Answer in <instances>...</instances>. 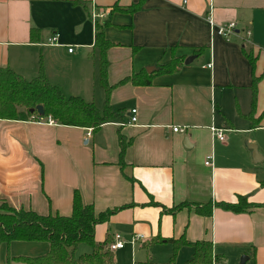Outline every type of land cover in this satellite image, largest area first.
<instances>
[{
	"label": "crops",
	"instance_id": "obj_1",
	"mask_svg": "<svg viewBox=\"0 0 264 264\" xmlns=\"http://www.w3.org/2000/svg\"><path fill=\"white\" fill-rule=\"evenodd\" d=\"M230 22L236 33L219 35ZM98 24L114 43L107 78L119 117L90 136L89 128L35 117L0 119V206L68 216L79 190L97 214L113 212L95 237L109 243L122 234L116 264L127 246L146 251L144 264H155L152 250L170 260L174 245L160 237L211 241L221 264H241L244 255L246 264H264V205H219L239 196L264 204V0H0V67L26 79L42 71L63 93L95 104L96 90L103 92L102 110ZM55 34L62 45L47 44ZM176 58L177 70L159 72ZM137 73L151 84H118ZM133 109L138 121L129 124ZM212 125L226 129L224 140ZM120 134L129 141L123 155ZM209 208L211 214L200 211ZM137 234L145 238L132 243ZM49 250L47 241L2 243L0 264H27L20 257ZM192 253L182 246L175 264H188Z\"/></svg>",
	"mask_w": 264,
	"mask_h": 264
},
{
	"label": "trees",
	"instance_id": "obj_2",
	"mask_svg": "<svg viewBox=\"0 0 264 264\" xmlns=\"http://www.w3.org/2000/svg\"><path fill=\"white\" fill-rule=\"evenodd\" d=\"M96 46L99 48V78L100 84L106 93L105 107L101 110L91 101L83 97L72 95L65 97L61 88L49 81L41 73L34 79H26L16 71L7 67H0V119L30 120L37 117L38 112L31 109L43 105V117L52 116L53 119L64 125L79 126L96 130L105 122L119 117L110 105V94L115 85H111L107 78L109 60L107 50L114 45L104 35L102 28L97 25ZM249 60L254 63L255 57L246 52ZM179 60L162 65L159 72H173L177 70ZM260 78L254 77V102L257 97V82ZM132 82L136 85H149L151 79L137 73L121 80L118 84ZM257 120H260L258 118ZM255 122V121H254ZM255 125V123H253ZM256 126V125H255ZM120 134L121 155L124 154L129 141ZM264 184V182H263ZM188 205H179L177 209ZM220 206L233 211H245L257 204L248 201L246 196H239L237 202L219 203ZM204 214H211L200 210ZM112 211L97 214L92 204H85L79 190L74 193L72 213L68 216L59 213L40 214L32 209L13 208L3 202L0 206V245L11 243L14 240L47 241L50 250L40 256L20 257L27 264H116L114 251L108 247V240L98 242L95 237L96 226L105 222ZM160 242H171L174 245L173 255L165 264H175L182 246L190 244L193 253L188 264H221L214 254L211 241L199 240L189 242L185 237L180 239L157 238ZM87 243L92 247L89 253L76 255L78 246ZM11 259V258H10ZM9 259V264L11 261Z\"/></svg>",
	"mask_w": 264,
	"mask_h": 264
},
{
	"label": "built area",
	"instance_id": "obj_3",
	"mask_svg": "<svg viewBox=\"0 0 264 264\" xmlns=\"http://www.w3.org/2000/svg\"><path fill=\"white\" fill-rule=\"evenodd\" d=\"M98 16L99 17H105L106 16V12L100 13V14H98ZM209 22L212 25V27L215 26V22H214V20H213V18L211 16L209 17ZM236 29H237V23L236 22H230V23H227L225 25L219 26L218 29H217V33L219 35H222V36L226 37V38H230L232 35H234L236 33ZM47 44H50V45H62L59 42L58 34H55L52 37H50L48 39V43ZM68 50H69V52H73L74 51V46L69 45ZM38 115L39 116H37L36 118L38 120H40V121H44V122H48V123H55L56 122L53 119L52 116L43 117L40 114H38ZM137 121H138L137 109H133L132 113H131V118H130L129 124H135V123H137ZM210 129H211V131H212L214 136L218 137L220 140H224L225 139V131H226L225 128H221V127H217L215 125H212L210 127ZM179 130L183 131V129H180L179 127H174V131H179ZM91 132H92V129L89 128L87 135L90 136ZM212 159H213V156L210 155L207 158V160H206V164L207 165L212 164L213 163ZM143 238H145L144 234L134 235V237L132 239V243H135L136 241H138L140 239H143ZM125 245H126V241L123 238L122 234L121 233H116L114 235V237H113V240L109 242L108 247H109L110 250L115 251V250H118V249H121V248L125 247Z\"/></svg>",
	"mask_w": 264,
	"mask_h": 264
},
{
	"label": "rangeland",
	"instance_id": "obj_4",
	"mask_svg": "<svg viewBox=\"0 0 264 264\" xmlns=\"http://www.w3.org/2000/svg\"><path fill=\"white\" fill-rule=\"evenodd\" d=\"M97 89L101 91V86H98ZM102 93L103 92H101V94L99 95V92L97 90L95 92L94 100L95 102L96 101L98 102L96 104H98L99 108L102 107L103 105L104 95H102ZM64 95L67 98L71 96V95H68V93H65V91H64ZM91 251H92V247L89 244L81 243L78 246L76 255L79 256L81 254L89 253ZM151 255H152L151 259H153V262L155 264H162V263L165 264L169 262V257L167 256V253L163 252V250L155 251V252L152 250ZM116 259H117V264H144L145 262L149 260V257L146 251L143 250L142 248L138 247L136 252L133 254L131 247L127 246L124 250L118 251L116 253Z\"/></svg>",
	"mask_w": 264,
	"mask_h": 264
},
{
	"label": "water",
	"instance_id": "obj_5",
	"mask_svg": "<svg viewBox=\"0 0 264 264\" xmlns=\"http://www.w3.org/2000/svg\"><path fill=\"white\" fill-rule=\"evenodd\" d=\"M193 59V57H189L185 62L186 63H189L191 60ZM37 111L40 115H44L45 113V110H44V107L43 105H38L36 108L34 109H31V112H35ZM250 147L252 148L253 150V155H254V160L255 161H258L259 158L261 157V155L259 154V150H258V147L256 144H252L250 145ZM249 260V256L248 255H244L242 258H241V264H246V262Z\"/></svg>",
	"mask_w": 264,
	"mask_h": 264
}]
</instances>
